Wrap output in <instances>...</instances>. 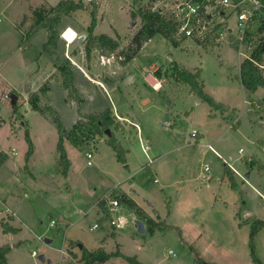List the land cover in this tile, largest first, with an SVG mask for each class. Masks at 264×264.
<instances>
[{
    "label": "rangeland",
    "instance_id": "1",
    "mask_svg": "<svg viewBox=\"0 0 264 264\" xmlns=\"http://www.w3.org/2000/svg\"><path fill=\"white\" fill-rule=\"evenodd\" d=\"M43 1L0 0V14H2L0 16V98L3 99L5 95L19 97L18 112L15 115L13 112V120L10 119L11 100L3 99L2 101V115L8 122L6 127L0 130V149L12 153L15 148L18 154L22 153V148L28 146L24 137L25 128L30 129L35 135L38 146L36 165L33 170L40 178H44L43 174H47L50 178L46 181L33 180L32 182L20 177L23 179H20L23 186L18 182V188H14L13 177L16 179V176L13 172L19 166L15 161L17 156L13 158V163L0 170V217L8 213L6 204H13L14 207L22 208L27 218L26 225H22L20 240L23 242L19 243V247L15 249L11 264H42L39 260L40 255L53 256V264H56L59 257L56 250L63 245V232L65 227L69 228L67 222L73 226L68 230L69 238L81 237L85 243H94L102 235L108 234L107 227L95 232L90 229L98 220L96 203L114 188L130 190L129 184L135 186L139 194L137 201L141 205L148 207L149 201L166 220H162L158 214H155L157 222L176 227L181 234L174 228L158 231L154 236L149 231L141 234L136 227L134 213L121 207L116 218L122 217L125 220L124 226L118 229V234L121 235L119 243L123 246L124 256L112 259L109 264H131V259L135 256H139L144 264H195L197 257L194 249L203 261L211 263L254 264L249 245L252 227H245L246 230L242 232L233 228L235 226L233 218L235 207L233 206L239 204V207L243 208L246 205L248 210L264 219V168H259L264 166L262 152L264 87L260 88L256 95L249 97L250 94L240 84V67L245 60L236 50L238 33L235 31L234 16L229 18V26L234 29V34L227 37L222 44H217L220 45L218 47L205 50L207 46L196 43L190 38L173 45L165 38L156 36L128 66H125V69L122 67L123 59L119 57L120 50L114 54H108L92 49L88 57L86 45L90 43L89 32L77 34L73 28L68 27L73 20L63 17L53 28V32L58 33L59 36L55 50L60 59L67 58L70 61L75 76L74 83L79 92L65 88V83L56 73V68L49 71L35 91L29 87L27 96L29 103L31 97L37 101V107L40 110L37 112L39 114L42 112L41 115L46 118L30 111L27 115L28 125L24 127L22 116L25 115L26 109L22 103L28 86L33 84L38 64L35 60L37 51L34 48L30 50L27 48L25 57L23 55L22 58L18 54L19 45L22 35L24 38H35V35H38L36 43L42 53L46 54L42 47L48 42L52 30L43 27L30 33V28L37 20V12L46 9L49 12L48 17H54L56 14L55 11H51L54 7ZM47 1L57 5L63 0ZM139 1L135 6L134 0H100L106 19L103 25L111 30L112 28L108 25L115 26V33L124 38L118 39L122 49L130 44L132 40L130 35H133L129 31L131 19L126 14L127 8L130 6V12H138L152 7L150 0ZM90 3L85 5L86 11L91 14L94 3ZM83 14L85 21L91 22L90 14ZM141 26L142 21L138 17L131 29L136 33ZM17 27L21 29L18 30ZM254 33L252 41L257 48L264 42V30ZM262 59L261 63L264 65V54ZM175 63H181L187 67H201L206 92L218 103L237 108V113H230L229 118L226 119L218 115L217 121H213L208 118L210 109L207 103L203 102L196 106L192 95L184 101L179 100L184 94L185 87L176 77L171 76L170 69L166 71ZM151 67L157 70L153 73L150 71ZM139 68L144 70L140 71ZM129 72L136 76V80L133 82L132 79L124 84L123 81L128 77ZM141 72L149 73L154 85L157 83L156 77L161 80L162 88L157 91L161 98L153 96L152 93L156 92L153 87L150 86L148 89L145 86ZM117 87L122 90L111 92ZM77 98L82 99V102L78 103ZM253 102L257 104H252ZM112 103L117 113L133 119L141 126L144 142H149L151 145L149 158L155 159L159 155L169 153L166 163L167 170L171 167V172L167 181L156 175L157 164L152 167L147 166L148 157L143 150L144 143L138 139L137 129L130 123L119 122L120 120L112 111ZM193 107L192 116H186L185 112ZM31 109L33 110L32 105ZM107 110H111L112 115L119 122L120 127H113L111 132L115 142L125 152V163L118 160L113 148L108 144L110 137L106 138L104 135L103 139L98 137L81 148L68 147V157L72 160L73 167L68 178H65L56 166L59 134L53 119H59L66 130L71 131L70 129L75 127L83 116L103 113ZM177 113L180 115L178 119ZM238 120L241 122L240 128L233 130L232 125H235ZM193 130L202 133L206 130L210 133L211 140H218L219 143L215 149L220 156H216L205 146L194 148L195 142L190 141ZM15 131L16 134L13 136ZM84 131L86 129L82 128L78 133L84 135ZM199 141L200 146L207 145L209 142L208 139L202 138ZM189 142L192 148L184 149ZM177 148L180 150L174 151ZM240 148L246 151L245 155L254 156L258 161L251 167L254 171L249 181L253 186L260 188L262 195L244 181H238L240 191L238 188L237 192L231 188L232 184L222 183L221 194L229 202L228 208L217 204V209L213 210V213L197 207L190 213L175 210L171 216L167 215L165 194L162 190L169 192V199L175 192L173 187L168 185V181L180 180L182 175L197 177L201 165L212 167L218 181L225 173L227 163L224 160L229 161L244 175L248 166L238 160ZM88 152L94 155L92 166H88L87 163ZM174 152L176 153L173 154ZM40 159L42 161L38 162ZM191 159L192 163L193 161L196 163L192 165L191 171H187L186 163ZM155 179H159L160 183L156 184ZM229 183H231L230 180ZM241 190L244 191L243 196ZM25 193L29 194L28 199L23 197ZM16 195L17 197L20 195L19 200L11 198ZM6 198L7 203L4 206ZM65 216L66 221H64ZM53 221L57 223V227L51 226ZM60 223L63 227L62 231L58 230L61 227ZM220 224L226 227L224 232L219 229ZM1 226L2 224H0V247L8 242ZM199 232L203 234L200 241L197 239ZM231 234L235 236L232 242H229ZM48 240L53 243L48 244ZM254 244L255 254L264 264V236L254 241ZM115 245V242L114 244L109 242L108 250H116ZM33 251L38 254V257L32 255ZM170 251L175 256L170 255Z\"/></svg>",
    "mask_w": 264,
    "mask_h": 264
},
{
    "label": "crops",
    "instance_id": "2",
    "mask_svg": "<svg viewBox=\"0 0 264 264\" xmlns=\"http://www.w3.org/2000/svg\"><path fill=\"white\" fill-rule=\"evenodd\" d=\"M74 1L78 2L79 0H74ZM83 1L87 5H89L88 3H90V2L91 3H96V5H97V8H98V12H97V24H96V26L94 28V32H93V34L95 36L107 35L109 37H112V38L116 39L117 41H118L119 38L122 39V40L124 39V38H121L118 34L115 33V31H116L115 26H113L112 24L108 25V26H110L112 28V30H113L112 31L110 28L105 27L103 25V22L106 21V19L104 17L103 12H102L100 0H83ZM43 3H47V4L55 7L60 2L57 5H52L49 1L44 0ZM133 5H131V6H133ZM130 8H131L130 6L127 8L126 14L131 19L130 26H129L130 27L129 28V31H131V33H133V35H130V36L133 37L134 34H135V31L131 29V28H133V25H131L132 24V18H131V14H130ZM83 13H85L86 15L90 14L89 11L80 10V11L75 12L73 15L68 16L71 20H73L71 22L70 26H68V27L73 28L77 32V34L83 33V32H88V29H89V27L91 26V23H92V18H91V22H89L87 20L85 21L84 14ZM0 16H2V14H0ZM90 16H91V14H90ZM0 22H1V19H0ZM100 31H102V32H100ZM157 36H161V35H157ZM38 37H39L38 35H35V38H33V37H30V38L25 37L24 38L23 35H22V41H21V44L19 45V52H18V54L21 55L22 58H23V55L25 57V53L27 52V48L29 50L34 48L37 51V55L35 56V58H36L35 60H36V62L38 64V68L36 70V73L34 74L35 75V78H34L33 84L31 86H28V88L26 90V94L24 96V98H25L26 101L24 100V102L22 103V105H25L24 107L26 109L25 115L22 116V121H23L22 126H24V127L26 125H28L27 115L30 113V111L33 112V113L39 114L37 111H34V110L31 109V105H30V103L28 101L27 96L29 94L28 93L29 87L31 89H33V91H35L36 88H37V86H38V84L41 83L42 80L45 78L46 74L49 71H52V70L55 69L54 64L52 63L51 59L46 54L42 53L41 48L37 45L38 43H36V42H37ZM161 37H163V36H161ZM184 39H186V38H181V39L178 40V42H180L181 40H184ZM148 43H146L143 46V48ZM196 43H199V42L196 41ZM202 45H205V44H202ZM212 45H214V46H212ZM205 46H207L205 48V50H209L211 48L218 47L220 45H217V44H207ZM21 48H23V50ZM141 50H140V52H141ZM131 62H129L126 65L123 64V66H122L123 69H125V66H128ZM176 64L179 65L180 67L185 68V69H188L189 71H192V72H195L197 69H200L201 70V81L203 82V84L205 86V92H206V85H205V83H204V81L202 79V69H201V67H187L184 64L175 63V64H172L170 66V68L166 69V71H168L169 69L171 71V69ZM241 65H242V63H241ZM139 69H140V71H143L144 70L143 68H139ZM156 70L157 69L155 67H151V70L150 71H153V73H154ZM130 76L133 77V82H135L136 76H134L131 72H129L128 77H130ZM141 76H142L143 82H144V84H145V86L147 88L150 87V86L152 87L154 85V83L151 81L152 76H150L149 73L148 74H144L143 72H141ZM126 79H124V81H123L124 84H126L125 83V80ZM155 80L157 82H159V81L161 82V80H159L157 77H156ZM239 81H240V84H241L240 74H239ZM183 86L185 87V91H184V94L181 95V97H180L179 100H183L184 101L185 99H187L189 96L192 95L193 98L195 99L194 102H195V105L196 106H199V105H201V103H203L202 100H200L193 93H191L189 86L184 85V84H183ZM242 87H243V85H242ZM116 90H122V89H120L119 87H117L115 89H112L111 92H114ZM245 91L247 92L246 89H245ZM152 94L155 97L157 96V97L161 98V96L159 95L160 93L157 92V90H156L155 93H152ZM248 94H250L249 97H251L252 95H256L257 92L254 93V94H251V93H248ZM5 96H4L3 99L4 100H7L5 98ZM108 96L110 98V91L108 92ZM3 99L0 98V130L2 128L6 127L7 122H8L4 118V116L2 115L3 107H2L1 104H2ZM18 102H19V97H18ZM252 104H257V102L256 103L253 102ZM111 105H112V111L114 112V114L116 115V117L119 116L122 119L119 122L130 123L131 125H133L137 129V134H138L139 141H140V139H142V142L144 143V145H149L150 146V150H149V153H150L151 152V145H150L149 142L148 143L147 142H144V138H143V135H142L143 133H142V130H141V126L138 123H136V121H134L133 119L128 118V117H125V116H121L119 113L116 112L113 103ZM252 107H253V105H252ZM230 108H231V110H234V111H230V112L221 114V112H219L217 110H213L209 106V109L210 110H209L208 118L211 119V120H213V121H217L218 115H220L221 118H223V119L229 118V114L230 113H233V112L237 113V108H233V107H230ZM11 112H12V116H11L10 119L13 120L15 114L13 115L12 109H11ZM193 113H194V107L190 111H186L185 112L186 116H188V117L192 116ZM39 115H41V114H39ZM41 116L43 118H46L43 115H41ZM179 116L180 115L177 113V119L179 118ZM235 125L237 126V130H238L240 128V124L235 123ZM232 127H233V125H232ZM73 129H74V127L72 129H70V130H73ZM27 130L29 131L30 137H31V139L33 141V144H34V153L31 156V158L29 159L28 163L25 160V156H26V153L28 151V146H25V148H22L23 152L22 153H19V154H18V152H17V150L15 148L12 150V153H9V151H6L4 149H0V153L1 152H4L8 156L7 162L0 168V170L1 169H4V167L6 168L11 163H13V158L17 156V160H15V161L19 164V166L13 172L14 176H16V179L13 177V180H14L13 187L14 188H16V187L18 188V182H19V184L21 186H23L22 185L23 183L21 181L23 179H25V180H31L32 182H34V181L35 182H39L40 180H42V181L50 180V178L47 176V174H43V177L44 178H40V176L37 173H35L34 170H33V167L36 165V157L38 155V146L36 144V138H35L34 133L32 131H30V129H28V128L26 129L25 128V131H27ZM198 132H199V135L197 136L196 140H193V139L190 138V141H194L195 142L194 148H202V147L205 146V147H208V149L210 151H212L216 156H218V155L220 156V153L215 149V147L217 146V144L219 143V141L218 140H215V139L211 140L210 133L208 131H206V130H205L204 133H202L200 131H198ZM12 134H13V132H12ZM15 134H16V131L14 132L13 136ZM105 136H106V138L108 137L106 134H105ZM24 137H25V134H24ZM58 137H59V135H58ZM206 137L209 140L208 144L207 145L202 144L203 146L202 145L200 146V141H199L200 138H202L204 140H207ZM101 139H103V138L101 137ZM58 141H59V138H58ZM58 141H57V144H58ZM69 146L75 147L77 149L78 148H81V147H76L75 145H73V143L70 140L65 139V141H64V147L66 149L67 156H68V147ZM191 146H192L191 145V142H189V144L184 149H191L192 148ZM176 150H180V149L179 148L174 149V151H176ZM176 152H178V151H176ZM176 152H174L173 154H175ZM56 154H57V156H56V166L60 169V172L63 175L62 168L59 166V163H58V161H59V155H58L57 147H56ZM168 154L165 153L163 156L159 155L157 158L152 159V162H150L149 161V158H148V164H147L148 167H152L154 164H157V166H156V175L161 176L166 181L169 179V176H170L169 173L171 172V167L169 168V170H167L166 159H167V155ZM93 158H94V155H93V157L91 159V162H92ZM68 159H69V157H68ZM41 161H42V159H40L38 162H41ZM70 163H71V167L69 169L68 174L66 176L63 175L65 178H68V176H69V174H70V172L72 170V167H73L72 160H70ZM87 163H88V160H87ZM195 163H196V161H193V163H192V159L189 160V161H187V163H186L187 171H191L192 165L195 164ZM92 165H93V163H92ZM206 167H209L210 171L207 172L206 171ZM249 167L247 168V172L244 174L245 175V179L242 178V176H244V175H243V173L240 170L236 169L235 167L234 168L236 169L237 173L231 170L233 172L234 185H235L234 187L232 186L231 188L233 189V191L237 192V190L239 188V182L238 181H242V182L244 181L245 183L247 182V184H249V186H251V188H253L256 192H258L260 195H262V193L260 192V188L257 187V186L256 187L253 186L250 183V181H249V180L252 179V177H253L252 174H253V171H254V170H251V166H249ZM20 177H22L23 179L20 178ZM156 181H158V182H156ZM155 183L156 184H159L160 183L159 182V179H155ZM168 183H169L168 185H170L171 187H173V189L175 191L174 194L172 195V197H170L171 199H169L168 198V195H169L168 193L169 192L167 193L166 190H162V192L165 194L166 210L167 211H168V209H167V203H170V211H168V214H167L168 216H171L172 212H174L175 210L184 211L185 213H190V212L196 210L197 207L198 208L199 207L204 208L203 211H208L209 213H213L214 212L213 210L217 209V207H216L217 204L219 206H224V207L228 208L229 202H227L225 200L224 196L221 194L222 193L221 184L223 183V184H229V185H231V183H229V180H228L227 175L225 173H223L222 176H221V179H218V181H217L214 170L212 169V167H210L208 165H201L199 167V174L197 175V177H194L193 175H191V176H183L182 175V178L180 180H175L173 182L168 181ZM25 184H27V183L25 182ZM128 187L130 188V190H124L123 188H118V189H115L114 188L112 190H115L117 192H120L121 191V192L126 193L130 198H132L143 209V211L150 218H152V219L155 220V218H156V215L155 214H158L159 217L162 218V220L166 221L165 219H163L162 215L154 208V206H153L152 203H150L148 201V203H149L148 204V207H145L144 205H141L137 201V195H139V194L135 190V186L134 185L131 186L129 184ZM131 187H134V188H131ZM67 189L70 190V188H67ZM111 191H109V192H111ZM239 191H240V188H239ZM243 192L244 191L241 190V195L242 196L244 194ZM201 193H202V195H201ZM107 194L103 195V197L100 198L97 201V203H96L95 209L97 210L98 220L95 223H99L101 225L99 229L104 228V227H107V229L109 230V233L108 234H105V235H102L94 243H91V242H86L85 243V242H83V239L81 237L80 238H76V239L69 238V236H68L69 231L68 230H70V228L73 227V226L71 225V223L67 222V225H68L69 228L65 227V231L63 232L64 233V242H63V245L59 249L56 250L58 252V254H59V257H58V260H57L56 264H82L83 263L82 260H81L82 259V247H85L89 252L104 251L107 254H112V253L119 252L122 256H124V254L122 252L123 246H122V244L119 243V240H120L121 235L118 234V229L111 227L110 224H109V222H108V220H109V216H108V202L105 201L104 203H100L101 200ZM28 195L29 194L25 193L23 197L25 199H28V197H29ZM18 197H20V195H18ZM18 197L16 195V196L11 197V198H14L16 200H19ZM198 200H200V202H198ZM236 200H238V199H236ZM5 203H7V198L5 199V202L3 204L4 206H5ZM6 205H7L8 213H7L6 216L0 217V224L1 223H8L10 226H12V227H14V228H16V229L19 230V233L18 234L5 233L3 231L2 226H1L2 231L4 232L5 236H7L6 238H8V242H7L6 245H10L11 248H12L11 253L7 256V258H8L7 264H11L12 263V256L15 254V252H14L15 249L17 247H19V243H22L23 242L22 240H20V237L22 235V225H26L25 221H27V218H26L25 214L22 212L23 211L22 208L14 207L13 204H6ZM121 207L122 208L123 207L124 208H127L129 211L133 212L134 215H135V217H136V221L143 222L145 224L146 232L149 231V227H148V225H147V223H146L145 220L141 219L133 210L129 209L127 206L121 205L119 207V209ZM233 207H235V216H233L234 221H235V226H233V228L236 231H238V232H242L243 230H246L245 227H252L253 223L256 222V221H260V220L264 221L263 218H260L258 215H255L254 213H252L251 210H248L246 208L248 206H246V205L243 208L239 207V204L234 205ZM64 221H66V216H65ZM59 225L61 227L58 230L59 231H62V229H63L62 224L60 223ZM51 226H52V223H51ZM225 228L226 227H224V225H222V224L219 225V229L222 232H224ZM99 229H97V230H99ZM97 230H91V231L92 232H95ZM157 232L158 231L156 230L154 233H151V232H149V233L154 236ZM198 235L199 236H198L197 239L200 241L203 238V234H200V232H199ZM109 236L111 238H109ZM234 236H235L234 234H231L229 236V239H230L229 242H232ZM263 236H264V227H262L260 229V231L256 235L254 241L256 242L257 240H259V238H262ZM195 239H196V237H195ZM109 242L111 244H114V242L116 243V245H115L116 250H111V251L108 250L107 247L109 246ZM47 243L48 244H52L53 242L51 240H48ZM62 249H66L68 251V253H70L72 256L70 254H69V256L63 255L61 253V250ZM170 255L175 256L174 253L173 254L170 253ZM41 256L44 257L43 260H40V257ZM114 258H116V257H114ZM114 258H112V259H114ZM112 259H110L109 261H107L105 263H102V264H109V262ZM133 259L136 260V263L137 264H144L143 262L140 261L139 256H135V257H133ZM39 260L41 261L42 264H53V256L47 257L45 255H40L39 256ZM204 261H205L206 264H213V263H211L209 261H206V260H204ZM262 264H263V262H262Z\"/></svg>",
    "mask_w": 264,
    "mask_h": 264
},
{
    "label": "trees",
    "instance_id": "3",
    "mask_svg": "<svg viewBox=\"0 0 264 264\" xmlns=\"http://www.w3.org/2000/svg\"><path fill=\"white\" fill-rule=\"evenodd\" d=\"M139 0H134V5L137 6ZM87 6L85 5L83 0H79L78 2L74 0H63L61 1L56 7L51 8V11H55L54 17H48L49 12L42 10L37 12V20L30 28V33L35 32L40 28H49L52 30V35L50 36L48 42L43 45V49L46 51V55L51 59L54 67L56 68V73L60 75L65 83V88H68L72 91L76 90L78 93V88L74 83V72L73 67L70 61L65 58L60 59L56 52V44L59 38L58 33L53 32V28L56 24H58L63 17H68L73 15L75 12L80 10H86ZM97 12L98 8L96 3L93 5V11L91 12L92 23L88 29L89 32V45H86V53L87 56H90L92 49H98L103 53L114 54L118 50L119 57L123 59V64L126 65L131 62L136 55L140 52L143 46L148 43L151 39H153L157 35L163 36L166 40H168L171 44L177 45L178 37H177V28L176 25L171 21V19L167 18L166 16L158 13L153 12L149 9L147 10H140L138 12L132 11L130 12L132 18V24H135V21L138 17H140L142 21L141 28L134 34L130 44L127 47L121 49L119 42L107 35H100L94 36V27L96 26L97 22ZM20 30V27H17ZM66 30V29H65ZM64 30V31H65ZM263 29H261L262 31ZM264 54V42L259 45L252 54V60L257 62H262V56ZM251 60H245L240 68V78L241 84L247 90L248 93L254 94L256 93L259 88L264 87V70H261L259 67L254 65V62ZM171 76L176 77L181 83L184 85L189 86L191 93H193L197 98L202 100L203 102L207 103L213 110H217L221 112V114L234 111L231 110L230 107L218 103L212 96L205 92V86L201 81V70L197 69L195 72L189 71L188 69L182 68L179 65H174V67L170 71ZM78 103L82 102V99H76ZM30 103L33 107L34 111H40L37 107V101L34 98H30ZM18 104L12 105V110L15 113L18 112ZM41 114H43L41 112ZM53 123L55 124L58 133H59V141L57 144V151L59 155V166L62 168L63 175H67L69 169L71 167L70 160L68 159L66 149L64 147L65 139L70 140L73 145L76 147H83L98 137H102L108 130H111L113 127H120L119 122L115 119V116L112 115L111 110H107L103 113H91L83 116L75 125L74 129L71 131H67L66 128L63 126L61 121L57 118L53 119ZM237 124H240V120H238ZM85 128L84 135L78 133L79 129ZM234 130L237 129L236 125L232 127ZM108 144L113 148L114 152L118 160L122 163H125V156L124 150L115 142L113 139V133L109 136ZM25 139L28 144V151L25 156V160L28 163L29 159L34 153V144L30 137L29 131L27 130L25 133ZM8 156L6 153H0V168L7 162ZM259 168H264V166H260ZM225 174L231 181L232 186L234 187V177L233 172L231 169L225 164ZM117 199L120 205H125L129 209L133 210L141 219L145 220L148 227L149 232L154 233L157 231H164L167 228H174L179 231L178 228L169 226L163 223H159L154 219L150 218L143 209L126 193L124 192H117L112 190L109 192L100 203H104L105 201ZM167 209L170 211V203H167ZM3 231L5 233H12L18 234L19 230L10 226L8 223H1ZM264 227V221H256L252 225V229L250 232V248L252 251V258L254 264H262L260 259L255 254V244L254 239L260 229ZM181 234V231H179ZM183 242H185L182 239ZM188 245V244H187ZM192 248V247H191ZM11 246L4 245L0 247V264H7L8 258L7 256L11 253ZM194 253L196 254V262L195 264H204L205 262L201 259L197 251L194 249ZM72 256V255H71ZM121 254L119 252L107 254L104 251H95L89 252L85 247H82V262L84 264H102L114 257H119ZM131 264L136 263L134 259H131ZM217 264V263H213Z\"/></svg>",
    "mask_w": 264,
    "mask_h": 264
},
{
    "label": "built area",
    "instance_id": "4",
    "mask_svg": "<svg viewBox=\"0 0 264 264\" xmlns=\"http://www.w3.org/2000/svg\"><path fill=\"white\" fill-rule=\"evenodd\" d=\"M152 7L148 9L153 12H158L176 25L177 37L190 38L200 44H222L227 37L234 34V29L229 26V18L234 16L238 40L236 46L237 53L244 60H252V54L256 49L254 42L252 41L253 33L261 29L264 30V0H150ZM262 30V31H263ZM255 34V33H254ZM248 53H251L250 55ZM254 65L264 70V65L260 62L253 61ZM162 83L159 81L152 87L156 89V86ZM7 100H11L9 95H6ZM118 120H122L117 116ZM167 126V125H165ZM169 127V126H167ZM199 132L194 130L191 134V139L196 140ZM142 142V139H140ZM143 145V144H142ZM143 150L146 156L149 158V145H143ZM262 152L264 154V144L262 145ZM240 159L245 166L253 167V164L258 163L254 156L245 155V150H239ZM93 155L91 152L87 154L88 165L91 166ZM231 160V158L229 159ZM152 162V159L149 158ZM227 166L237 173L236 169L229 162L224 160ZM206 171H210L209 167H206ZM245 179V176H242ZM158 182V181H156ZM108 202V216L109 224L111 227L119 229L125 224V220L122 217L116 218V214L121 206L117 199H112ZM52 226H57L55 221L52 222ZM99 223H94L91 230H97L100 228ZM63 255L69 256L70 253L66 249H62ZM171 254L172 251L170 252ZM32 255L38 257V254L33 251ZM71 255V254H70ZM84 264V263H82Z\"/></svg>",
    "mask_w": 264,
    "mask_h": 264
},
{
    "label": "water",
    "instance_id": "5",
    "mask_svg": "<svg viewBox=\"0 0 264 264\" xmlns=\"http://www.w3.org/2000/svg\"><path fill=\"white\" fill-rule=\"evenodd\" d=\"M133 79L132 76L128 77L126 80H125V83H129L131 80ZM11 102H12V105H15L17 104L18 102V97L16 95H11ZM108 137L111 135V130H108L106 133H105ZM136 227L138 229V231L141 233V234H145L146 233V229H145V224L141 221H137L136 222ZM44 257L41 256L40 257V260H43Z\"/></svg>",
    "mask_w": 264,
    "mask_h": 264
},
{
    "label": "bare ground",
    "instance_id": "6",
    "mask_svg": "<svg viewBox=\"0 0 264 264\" xmlns=\"http://www.w3.org/2000/svg\"><path fill=\"white\" fill-rule=\"evenodd\" d=\"M160 87H161L160 84H158V85L156 86V89H160Z\"/></svg>",
    "mask_w": 264,
    "mask_h": 264
}]
</instances>
